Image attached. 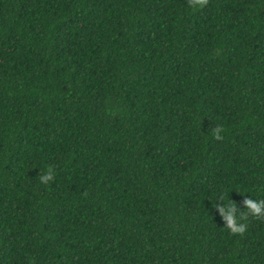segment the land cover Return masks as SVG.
<instances>
[{"label":"trees","instance_id":"1","mask_svg":"<svg viewBox=\"0 0 264 264\" xmlns=\"http://www.w3.org/2000/svg\"><path fill=\"white\" fill-rule=\"evenodd\" d=\"M246 199L264 0H0V264H264Z\"/></svg>","mask_w":264,"mask_h":264},{"label":"clouds","instance_id":"2","mask_svg":"<svg viewBox=\"0 0 264 264\" xmlns=\"http://www.w3.org/2000/svg\"><path fill=\"white\" fill-rule=\"evenodd\" d=\"M209 0H188V5L192 9H203ZM224 131L222 125H218L213 129L212 135L217 140H222L223 137L221 133ZM41 183L47 184L50 180L54 179L53 170L48 169L47 173L40 175ZM87 195V193H85ZM221 199L226 198L225 195H221ZM248 211L240 213L237 217V208L234 203L230 202L228 207H219V212L223 216L224 221H226V229H228L233 235L243 236L248 229L249 218H255L258 220H264V200L254 201L253 199H246L244 201ZM214 206H216L215 201H213Z\"/></svg>","mask_w":264,"mask_h":264}]
</instances>
